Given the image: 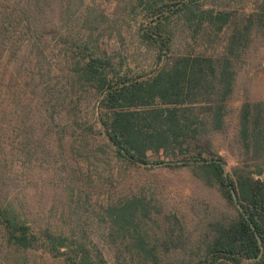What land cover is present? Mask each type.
Segmentation results:
<instances>
[{"label":"trees","instance_id":"16d2710c","mask_svg":"<svg viewBox=\"0 0 264 264\" xmlns=\"http://www.w3.org/2000/svg\"><path fill=\"white\" fill-rule=\"evenodd\" d=\"M236 1L0 0L4 264H264V99L232 103L264 0Z\"/></svg>","mask_w":264,"mask_h":264},{"label":"rangeland","instance_id":"374dc122","mask_svg":"<svg viewBox=\"0 0 264 264\" xmlns=\"http://www.w3.org/2000/svg\"><path fill=\"white\" fill-rule=\"evenodd\" d=\"M127 0H96L95 6L97 7V11L101 10H107V12L112 13L118 10V7H123L126 4ZM256 0H244L239 1L237 0L235 3L232 4V8H238L240 11H242L243 8L250 9L253 7V4ZM135 4V3H134ZM112 18V16H111ZM137 18H128L129 22L124 27L117 26L113 28V30H118V27L123 28V30H135V25H138L134 20ZM131 25V28L129 27ZM126 27V28H125ZM180 32V31H179ZM223 36L224 34L221 33L219 38H216V40L212 43H204L197 44L191 42L190 46H193L196 50L201 51L207 49L211 53H218L223 49ZM223 39V40H222ZM128 42V40H126ZM125 42V44H127ZM190 48V47H189ZM150 55V53H149ZM147 53H141L140 54V64L141 66L149 68L151 66L152 60L149 59V56ZM250 66L252 67L248 71H241L238 83H237V90L234 95V98L232 99V103L235 106H238L243 100L246 99V97H249L250 99H264V54L263 53H256L255 56L251 59ZM209 141H204L201 143H198L197 141H190V151L192 154L201 149V146L205 148V145H208ZM212 150L217 151L221 153L227 160L228 165L226 167H231L235 164L234 157L231 153L230 147L227 143V141L221 137L217 136L212 140V143H210ZM206 156H208L207 153H205ZM153 159H157V156L152 157ZM167 180L168 183H170L171 188L175 189L177 187H184L186 184V180L188 179V175L185 172L182 173H165L163 178ZM107 255L110 258L111 257V251L110 249H107ZM3 253L1 252L0 247V264H4L5 259H2ZM35 261L33 264H36V262H39L38 264H54L52 263L48 257L44 254L36 255L33 257Z\"/></svg>","mask_w":264,"mask_h":264},{"label":"water","instance_id":"95a60500","mask_svg":"<svg viewBox=\"0 0 264 264\" xmlns=\"http://www.w3.org/2000/svg\"><path fill=\"white\" fill-rule=\"evenodd\" d=\"M224 166L226 167V165H224ZM232 193H233V196H234V198H235V200H236V202H237L239 208L242 209V207H241V205H240V203H239V201H238V198H237L236 192H235L234 190H232ZM252 227L255 229V226H254V225H252ZM256 235H257V238H258V240H259V242H260V244H261V253H260V257H261V255H262L263 252H264V247H263V245H262V241H261V239H260V237H259V235H258L257 232H256Z\"/></svg>","mask_w":264,"mask_h":264}]
</instances>
